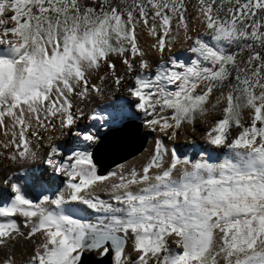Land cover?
Wrapping results in <instances>:
<instances>
[{
  "label": "snow or ice",
  "instance_id": "obj_1",
  "mask_svg": "<svg viewBox=\"0 0 264 264\" xmlns=\"http://www.w3.org/2000/svg\"><path fill=\"white\" fill-rule=\"evenodd\" d=\"M193 8L190 16L186 0H0V130L19 175L41 159L33 147L41 130L97 144L73 130L85 117L73 99L103 100L109 81L116 91L131 81L129 108L169 140L220 113L204 139L226 150L220 163L192 161L175 149L169 157L157 139L140 171L118 165L99 175L92 152L65 155L49 143L47 181L64 177L63 190L33 200L12 176L3 181L11 195L0 205V264H17L21 237L32 245L21 264H82L86 252L110 250L114 264H264V0H196ZM177 44L194 58L178 59ZM121 119L118 110L113 122ZM29 179L43 188L45 174ZM69 204L95 222L74 218Z\"/></svg>",
  "mask_w": 264,
  "mask_h": 264
},
{
  "label": "bare ground",
  "instance_id": "obj_2",
  "mask_svg": "<svg viewBox=\"0 0 264 264\" xmlns=\"http://www.w3.org/2000/svg\"><path fill=\"white\" fill-rule=\"evenodd\" d=\"M117 68L118 70L122 68V65H120L119 62H117ZM92 82L98 83V81L95 78H93ZM127 86H128V82L125 83L119 91H116L115 88L111 85V82L109 81L108 86L105 88V91H104L103 100L97 98L94 94L92 95L91 99L85 100L84 102H81L78 98H76L77 102H76L75 109L76 108L83 109L85 113V117L78 120L75 127L78 124L79 126L86 124L88 120L87 116L92 114L94 111L99 113L103 119H99L95 121L88 120L90 121L89 123L92 126H95V125L97 126L100 123L102 124L105 120H108L112 115H114L118 110L120 111L121 116L128 118L126 104L130 103L131 99L129 97L124 96V93H122L124 92V90H126ZM121 96L125 97V99L124 98L120 99ZM83 103H85L89 109L85 107V105L81 106L83 105ZM203 125H205L204 122L199 123V127L202 128ZM203 129H204V132L206 133L209 127L208 128L206 127ZM148 131L150 132L151 140H150V143L147 149L146 150L144 149L145 152L143 153L144 151L143 150L140 154H138L134 158L129 159L119 165H125L126 168L127 166H129L130 169L135 168L137 171H140L142 169V166L146 164L147 161L150 159L151 154L153 153V150L155 147V141L157 139L162 140L164 145L168 148L169 157H170L171 150L175 149L178 156H180L181 158H188L192 161L199 160L203 157L209 163H220L225 159L226 150L224 152H221V149L213 148L206 142L205 139H200V134L197 135L198 137H195V135L193 134V137H195V139H193V142L191 143V147H189V149L187 148L184 149V147L182 146V143L184 142L180 140L181 138H176L175 140H169L168 138H166L167 136H164V134L162 133L152 132L149 129ZM40 134L43 136V139L39 141L33 139V147H35L37 143L40 144L41 147H40L38 154L41 159H38L37 162L34 164H29L28 168L26 167L28 170L27 171L24 170L25 174L19 175V173L21 172L20 167L17 165H13L10 161L7 160L8 152L5 151L2 146L3 143L5 142V137L3 135V130H0V153H3L2 155H0V205L6 204L9 201V198L11 195L10 186L5 185L3 183V181L6 180L9 176H12V182L18 183L22 187V190H24L25 195L28 198L33 199V200L37 199L42 194H47L55 198V196L58 195L60 191L63 190V184L60 182V179L64 177H59V178L53 177V180L55 182L46 183L47 177L51 176V171L42 163V160L46 158L47 151L49 150L47 147L49 143H55L58 146H60L62 151L65 153V155L71 153L72 150L90 151V148H88L82 141H79L78 139H76L75 137L71 135L62 136L59 130L53 133H48V132H44L43 130H41ZM49 135L52 136L51 141H49L48 139ZM67 150H70V151H67ZM167 159L168 158H166V160ZM117 166L110 169L105 175H107L111 171H115L116 169H118ZM14 173H16L17 175H13ZM41 174H45V182H44L43 188L38 187V186H33L29 178L32 176H37ZM99 195L101 199H104V200L109 199V196L103 191H100ZM66 206L70 207L73 210H77L81 208L84 209V206L82 205L69 204ZM87 211H89L90 215L93 216L96 220L97 218L96 214L91 212L90 210H87ZM15 219L17 220L21 228V231L27 232V229L24 228V225H23L24 218L17 216L15 217ZM172 246L175 247L174 244ZM31 251H32V245L29 242L23 240V238L21 237L14 251L17 264H21L22 260L26 259L27 256L31 254ZM128 252L131 253L130 247L128 249ZM95 254L98 256V252H95ZM6 255L7 253L3 249H0V261L6 258ZM132 259H135L134 254L132 255Z\"/></svg>",
  "mask_w": 264,
  "mask_h": 264
},
{
  "label": "water",
  "instance_id": "obj_3",
  "mask_svg": "<svg viewBox=\"0 0 264 264\" xmlns=\"http://www.w3.org/2000/svg\"><path fill=\"white\" fill-rule=\"evenodd\" d=\"M147 143L142 123L133 119L101 133L91 150L98 174L105 175L115 166L134 158L146 148ZM95 252H86L82 264H112L114 251L110 250L103 256H97Z\"/></svg>",
  "mask_w": 264,
  "mask_h": 264
},
{
  "label": "rangeland",
  "instance_id": "obj_4",
  "mask_svg": "<svg viewBox=\"0 0 264 264\" xmlns=\"http://www.w3.org/2000/svg\"><path fill=\"white\" fill-rule=\"evenodd\" d=\"M186 2L188 3V6H189V15L191 16V15L194 14V8H193V6L195 5L196 0H186ZM7 15H11V13H8ZM12 24H13L12 21H8V26H12ZM140 43H141V45H142V47L144 49L148 50L149 49V46L152 43V38L149 37V36H147L146 33H143L142 32L140 34ZM147 45H149V46H147ZM186 48H187L186 45H183L182 46L181 44H177L176 47H175V49H174V51H175L178 59L183 60L184 62L187 63V62H189L194 57H193V55L191 53H189V52L186 51ZM151 59L153 60L154 63H158L159 62V57H157L155 55H151ZM131 85H132V82L131 81H128V86L127 87H129ZM126 92L127 91L124 90V92H122V93H124V96L129 97V94L126 93ZM217 95H218V93H217ZM122 98L125 99V97L121 96L120 99H122ZM76 102H77V99L74 98L73 99V103H74V109L73 110L74 111H75V107H76ZM81 102H84V101H81ZM131 103H133V102L131 101L130 103L126 104L128 118H125V117L122 116V119L120 120L119 123H114L113 122V116L114 115H112L108 120H105L102 124L100 123L97 126L96 125L95 126L90 125V123H89L90 121L87 120V123L86 124H84L82 126H79V124H78L76 127H74L73 130L89 131V132H91L92 134H94L98 138L101 135V133L107 131L108 129H110V128H118V127L121 126V124L125 120H131V119H133V120H136V121L141 122L142 125H143V134H145L148 137V144H147V146L145 148V150H146L147 147H148V145H149V143H150L151 135H150V132L148 131V128L143 123V117L141 115H139L135 111L134 108H129V104H131ZM84 105H85V107L88 108V106L85 103H83V105H81V106H84ZM219 118H221V114L220 113L215 112V111H210L209 116L206 119L207 122L206 121L199 120V119L196 121V123H195V131H193L192 126H189V125L183 126V130L180 132L178 138H181L180 140H182L184 142V143H182V146L184 147V149H186V148L189 149V147H191V143L193 142V139H195V137H198L197 136L198 134H200V139H204L205 132H204V129L203 128H206V127L207 128L208 127L210 128L212 126V124L214 123V121L217 120V119H219ZM247 119H248V116H247V113H245V120H247ZM203 122H204L205 125H203L202 128L199 127V123H203ZM145 131H147V132H145ZM193 134L195 135V137H193ZM91 150H92V147L90 148V151ZM145 150L143 151V153L145 152ZM67 151H70V150H67ZM72 151H74V150H72ZM224 151H225V149H221V152H224ZM123 166L125 167V165H123ZM26 167L28 168V165H26L25 168ZM27 168L24 169V170L27 171L28 170ZM127 168L125 167V171H128L130 169L129 166H127ZM117 170L118 169H116L115 171H117ZM64 179L65 178L60 179V182L62 183V181ZM46 183H48V181H46ZM66 208H70V207L66 206ZM73 215H74V218L83 220L85 222H95V218L90 215V212L87 211V210H82V208L81 209L74 210L73 211ZM99 255H100V253L98 252V256ZM112 264H114V256H113Z\"/></svg>",
  "mask_w": 264,
  "mask_h": 264
}]
</instances>
